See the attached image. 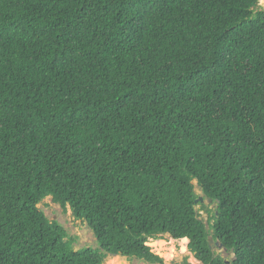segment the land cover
<instances>
[{
  "label": "trees",
  "instance_id": "trees-1",
  "mask_svg": "<svg viewBox=\"0 0 264 264\" xmlns=\"http://www.w3.org/2000/svg\"><path fill=\"white\" fill-rule=\"evenodd\" d=\"M260 4L0 0V264H165L166 235L201 264H264Z\"/></svg>",
  "mask_w": 264,
  "mask_h": 264
},
{
  "label": "rangeland",
  "instance_id": "rangeland-1",
  "mask_svg": "<svg viewBox=\"0 0 264 264\" xmlns=\"http://www.w3.org/2000/svg\"><path fill=\"white\" fill-rule=\"evenodd\" d=\"M260 7L264 10L263 4H260ZM194 185L196 186V194L199 197H203V194L197 187L196 182H194ZM203 205L208 206L210 210L215 209V205L209 204L206 199ZM201 206V204H198L196 206V210L199 212L201 220L207 224L208 214L201 209ZM39 208L51 222H58L66 230L68 239L73 240V249L75 251H79L84 248H98L97 240L93 232L89 229L85 222L76 220L70 209L64 211L59 205L53 204L51 198L44 200V202L39 205ZM162 242L165 243L164 246L161 245ZM188 244L175 241L166 235L165 240L151 241L149 243L150 246H148L152 249V252L155 255L164 260L165 264H183L186 260L189 264H201L188 251ZM212 249L228 261H231L234 258L232 254H228L224 249H220L215 244H213ZM113 259L114 258L111 256H107L104 264H113ZM124 260L127 264H146L138 260H133L132 262H128L127 259Z\"/></svg>",
  "mask_w": 264,
  "mask_h": 264
},
{
  "label": "water",
  "instance_id": "water-1",
  "mask_svg": "<svg viewBox=\"0 0 264 264\" xmlns=\"http://www.w3.org/2000/svg\"><path fill=\"white\" fill-rule=\"evenodd\" d=\"M207 201H208L209 204H213V201H212L211 199H208ZM204 203H205V199H204V197H200V198L196 201V204H197V205H198V204H204ZM168 236L171 238L170 235H168ZM213 244H215V243H214L213 239L210 238V239H209V247H210V249L213 248ZM215 245L218 246L220 249H223V246L220 245L219 243H216ZM111 257H116V256H112V255H111Z\"/></svg>",
  "mask_w": 264,
  "mask_h": 264
},
{
  "label": "bare ground",
  "instance_id": "bare-ground-1",
  "mask_svg": "<svg viewBox=\"0 0 264 264\" xmlns=\"http://www.w3.org/2000/svg\"><path fill=\"white\" fill-rule=\"evenodd\" d=\"M181 243H184V244H188L189 243V240L188 239H184V240H181L180 241ZM164 244L165 243H161V245H163L164 246ZM149 245V244H148ZM150 246V245H149ZM174 250V249H173ZM112 258H114L113 259V264H127L126 263V261L124 260V258H121V257H118V256H116V257H112Z\"/></svg>",
  "mask_w": 264,
  "mask_h": 264
},
{
  "label": "clouds",
  "instance_id": "clouds-1",
  "mask_svg": "<svg viewBox=\"0 0 264 264\" xmlns=\"http://www.w3.org/2000/svg\"><path fill=\"white\" fill-rule=\"evenodd\" d=\"M122 258V257H121ZM125 259V258H124Z\"/></svg>",
  "mask_w": 264,
  "mask_h": 264
}]
</instances>
